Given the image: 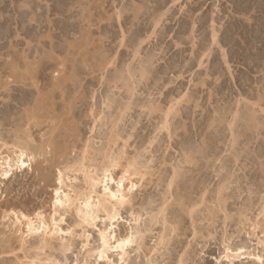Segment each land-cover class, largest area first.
Wrapping results in <instances>:
<instances>
[{"label": "rangeland", "instance_id": "rangeland-1", "mask_svg": "<svg viewBox=\"0 0 264 264\" xmlns=\"http://www.w3.org/2000/svg\"><path fill=\"white\" fill-rule=\"evenodd\" d=\"M247 3L264 0H0V157L33 155L0 176V264H264V42L249 52L244 30L264 12ZM111 162L136 184L112 224L56 208L59 172L86 194L83 171ZM36 213L61 230L15 224ZM104 229L135 235L125 263L100 258Z\"/></svg>", "mask_w": 264, "mask_h": 264}, {"label": "bare ground", "instance_id": "bare-ground-1", "mask_svg": "<svg viewBox=\"0 0 264 264\" xmlns=\"http://www.w3.org/2000/svg\"><path fill=\"white\" fill-rule=\"evenodd\" d=\"M2 1V0H1ZM258 1V0H257ZM61 3V2H60ZM259 3V2H258ZM24 4V3H23ZM64 3H62L63 5ZM83 4V2L81 3ZM80 4V5H81ZM60 5L61 7L65 6V5ZM263 4L259 5V7H256L255 5L253 4H249L247 3L246 5L244 4V10L246 12H249L251 11V9L254 8V6L256 7V10H263L264 12V8H263ZM22 6V7H21ZM20 7L23 8L24 10L21 11V13L23 14L22 15V24H25L27 19H28V16L32 13L36 14L37 16L40 15V11L39 9H43L44 7L39 3V1H34V2H25L24 5H21ZM239 6V5H238ZM157 7V6H156ZM124 8V7H123ZM160 8V7H159ZM50 9V8H49ZM63 9V8H62ZM134 9L137 10V7L136 8H133V11ZM140 9V7L138 8ZM255 9V8H254ZM82 10V8H81ZM124 10V9H123ZM130 10V9H128ZM135 10V11H136ZM69 11V10H68ZM139 11V10H138ZM155 11V10H154ZM120 12V11H119ZM125 12V11H124ZM120 14V13H119ZM126 14V12H125ZM136 14L137 11H136ZM153 14V13H152ZM165 14V13H164ZM135 15V14H134ZM139 15V14H138ZM156 15V14H155ZM31 16V15H30ZM34 17V16H33ZM29 18L28 20V24L30 23L29 21L32 22V20L34 18ZM118 17V16H117ZM121 17V15H120ZM137 18V15L135 16ZM251 17V16H250ZM250 17H248V20H251ZM257 17V16H256ZM262 17V16H261ZM264 17V16H263ZM158 18V17H157ZM21 19V18H20ZM37 19V18H36ZM35 19V20H36ZM119 20V19H118ZM155 20V19H154ZM158 20V19H156ZM161 20V19H160ZM159 20V21H160ZM246 20V19H245ZM258 20V19H257ZM21 21V20H20ZM36 21H41V17L39 19H37ZM44 21V20H43ZM255 21V20H254ZM19 22V21H18ZM42 22V21H41ZM43 23V22H42ZM158 23V22H157ZM256 25H258L257 27H252L251 29H249L248 26H254V24L250 23V22H244V30L247 34V38L245 39H248L249 41H251L250 43L247 42L248 45V50L249 52L252 53L253 49L256 48V43L258 42H264V18H261L259 19L258 21H256L255 23ZM158 25V24H157ZM255 25V26H256ZM26 26V24L24 25ZM156 26V25H155ZM214 27V26H213ZM8 28V27H7ZM256 28V29H255ZM1 29V28H0ZM214 29V28H213ZM235 29V28H234ZM243 29V28H242ZM232 30V29H231ZM232 32V31H231ZM234 32V31H233ZM229 33V32H228ZM50 34V33H49ZM42 35V34H41ZM1 36V35H0ZM218 35H217V31L214 30L213 31V41H216V42H220V38H218ZM88 38V37H87ZM221 39H224V42L226 44H229L231 43V40L229 38L228 35L222 37ZM142 40V39H141ZM141 40H140V43H141ZM247 40V41H248ZM132 41H133V38H132ZM134 41H135V38H134ZM223 41V40H222ZM39 42V41H38ZM41 43V42H39ZM139 43V44H140ZM138 44V43H137ZM51 45V44H50ZM54 45V44H53ZM37 48V47H36ZM52 49H55V48H52ZM27 50V49H26ZM33 50V49H32ZM37 50V49H36ZM204 50V49H203ZM246 50V49H245ZM255 50V49H254ZM31 51V50H30ZM40 51V50H39ZM44 51V50H43ZM247 51V50H246ZM242 52V50H241ZM27 53H30V52H27ZM33 53V51H32ZM46 53V52H45ZM137 53H138V50H137ZM245 53V52H244ZM49 54V53H48ZM241 54V53H240ZM261 54V53H260ZM259 54V55H260ZM38 55V54H37ZM201 55H199L200 57ZM256 56V55H255ZM49 58V57H48ZM45 59V58H44ZM244 59L249 63V64H252L254 63V66H257V58L253 57V55L251 54H248V52H246V54H244ZM202 60V59H201ZM200 60V62H201ZM227 60V59H225ZM46 62V61H45ZM17 63V62H16ZM15 63V64H16ZM29 63V62H28ZM50 63V62H49ZM229 63V62H227ZM199 64V63H198ZM11 66V65H10ZM30 66V65H28ZM9 67V66H8ZM20 67V66H19ZM18 67V68H19ZM35 67V66H34ZM33 67V68H34ZM39 67V66H38ZM231 67V66H230ZM17 68V67H16ZM15 68V70H16ZM41 68V67H40ZM8 69V68H7ZM29 69V68H28ZM42 69V68H41ZM21 71V69H19ZM10 71V70H9ZM17 71V70H16ZM27 71V70H26ZM29 71V70H28ZM36 71V70H35ZM230 71V70H229ZM14 72V71H13ZM232 74V73H231ZM9 75V74H8ZM20 75V74H19ZM28 75V74H27ZM26 75V76H27ZM30 77V76H29ZM63 77V76H62ZM16 78V77H15ZM22 78V77H21ZM31 78V77H30ZM58 78V77H57ZM24 79V78H23ZM26 79V78H25ZM66 79V77H65ZM248 79V77H247ZM27 80V79H26ZM58 80V79H57ZM32 81V80H31ZM61 81V80H60ZM65 81V80H64ZM248 81V80H246ZM38 83V82H37ZM54 83V82H53ZM66 83V82H65ZM11 84V83H10ZM28 84V83H27ZM58 84V83H57ZM67 84V83H66ZM6 85V84H5ZM26 85V84H25ZM37 86V85H35ZM38 87V86H37ZM59 87V86H58ZM7 88V87H6ZM11 88V87H10ZM16 89V88H15ZM39 89V88H38ZM12 90V89H11ZM29 91V90H28ZM40 95V94H39ZM23 96V95H22ZM27 96V95H26ZM261 96V95H260ZM259 96V97H260ZM29 97V96H28ZM26 98V97H25ZM35 98V97H34ZM261 98V97H260ZM22 99V98H21ZM35 100V99H34ZM30 101V100H29ZM21 103V102H20ZM32 103V102H31ZM39 103V102H38ZM45 103V102H43ZM23 104V103H22ZM34 104V103H33ZM40 104V103H39ZM31 105V104H30ZM38 105V104H37ZM253 105V104H252ZM250 106V105H249ZM31 107V106H29ZM248 107V106H247ZM35 108V107H34ZM38 108V107H37ZM250 108V107H249ZM40 109H41V106H40ZM252 109V108H251ZM262 109V108H261ZM32 110V109H31ZM34 112V111H33ZM36 115V114H35ZM254 115V114H253ZM28 116V115H26ZM38 116V115H37ZM41 116V115H40ZM30 117V116H29ZM28 117V119H29ZM33 117V116H32ZM34 118V117H33ZM32 119V118H31ZM35 119V118H34ZM33 119V120H34ZM39 119V117H38ZM37 120V119H36ZM168 121V120H167ZM38 122V121H36ZM116 124V123H115ZM1 137V136H0ZM18 145V144H17ZM18 146H16L17 148ZM18 149V148H17ZM28 149V148H26ZM25 148H21L19 147V150L17 151H14V154L13 156L10 155V154H6L5 156H1L0 157V166H1V171H0V176H2L3 178H8L10 177L12 174H14V169H18V168H24V167H31V161L33 159V157H31L32 153L29 154V150H26ZM203 154V153H202ZM208 154V153H207ZM33 156V155H32ZM109 157V156H108ZM111 157V156H110ZM194 157V156H193ZM86 158V156H85ZM113 158V157H111ZM119 158V157H118ZM191 158V157H190ZM117 160V159H116ZM110 161V160H109ZM112 161V160H111ZM119 160H117L118 162ZM188 161V160H187ZM110 163V162H109ZM112 164L109 165L108 167L104 168L102 170V173H99L97 170L96 171H92V167H87L89 168L88 170H85L83 171L85 173V178L86 179V183L88 185V188H89V192H87L86 194H82V193H74L72 194V189L70 188H66L67 186V183H66V179H65V175L63 173V171L59 172L60 173V176H59V179H58V183H59V187H57L55 189V192H56V199H55V206L56 208H62V210H66V209H72V208H75L76 211L78 212V214H80V218L83 219V222H87V223H95L96 219L98 218V213L100 212L101 209L105 210L107 212V215L109 217V219H111V224H112V220H114L119 213V208L124 205H127L129 203H131L132 199H131V194H132V191L133 189L136 187V184L133 182H131L132 184L130 185V187H126L125 185V180H126V173H128V170H126L125 174H123V176L116 181V179H114L113 175H112V171H111V167L114 168V166H116V163L115 162H111ZM82 164V163H81ZM119 164V162H118ZM86 165V164H85ZM107 165V164H106ZM89 166V165H88ZM105 167V166H103ZM102 167V168H103ZM86 168V167H85ZM96 168V167H95ZM112 168V169H113ZM80 169V168H79ZM82 169V168H81ZM98 169V168H97ZM99 170V169H98ZM81 171V170H80ZM83 173V174H84ZM102 175V177H101ZM133 175V174H131ZM67 176V175H66ZM69 176H67L66 178H68ZM131 180V179H130ZM109 181L112 182H116L117 183V188L116 189H111V187L108 185L109 184ZM86 185V186H87ZM103 186V193L102 194H99L97 192V188L99 186ZM86 188V189H88ZM75 192V191H74ZM96 194V199H95V195ZM109 204L111 206H109ZM74 209V210H75ZM68 210V211H69ZM164 211V210H162ZM105 213V212H104ZM38 214V213H36ZM42 214V215H41ZM41 214H38L36 217H37V220L35 218V220L31 217H28L24 214L22 215H16L15 214V217H16V221H15V224H18L19 226H22V225H25L26 227V231H24L25 234H27L28 236H33L35 235L36 233H41L44 235V239H47L48 237L52 236L54 233H57L59 232L61 229L58 227V223L57 221L55 220L54 223H53V227H50V224H48L45 216H43L44 214L41 213ZM79 216V215H78ZM119 216V215H118ZM107 217V216H106ZM54 218V217H53ZM90 225V224H89ZM21 228L19 227V230ZM55 235V234H54ZM100 245H99V248H98V254L100 256V258H103L105 257L108 252L110 250H117L119 251V255L121 257V260H124V263L126 261V256L128 254V250H127V246H129L130 244H132L134 242V237L135 235H128V236H124L123 238H119V239H116L113 241V239H115V235L114 233H111L109 229H104V230H100ZM42 238V237H41ZM48 241V240H47ZM45 242V240H44ZM47 243V242H46ZM46 243L44 245H46ZM48 244V243H47ZM243 247V246H241ZM240 248V247H239ZM242 249V248H241ZM244 249V248H243ZM239 251V250H238ZM242 252V251H241ZM243 253V252H242ZM240 253V254H242ZM254 254L251 255L248 254V256L246 257H253ZM236 256V255H235ZM238 258H241L243 255H237ZM236 256V257H237ZM227 257H229L231 259V256L228 255ZM254 258L258 259V260H262V257L261 256H254ZM52 261V260H51ZM33 263V262H31ZM36 262L34 261V264ZM40 264V263H39ZM42 264V263H41ZM50 264H55L53 263H50ZM57 264V262H56Z\"/></svg>", "mask_w": 264, "mask_h": 264}]
</instances>
